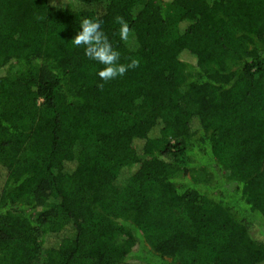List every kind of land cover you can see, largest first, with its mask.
<instances>
[{"label": "trees", "instance_id": "1", "mask_svg": "<svg viewBox=\"0 0 264 264\" xmlns=\"http://www.w3.org/2000/svg\"><path fill=\"white\" fill-rule=\"evenodd\" d=\"M0 264H264V0H0Z\"/></svg>", "mask_w": 264, "mask_h": 264}, {"label": "clouds", "instance_id": "2", "mask_svg": "<svg viewBox=\"0 0 264 264\" xmlns=\"http://www.w3.org/2000/svg\"><path fill=\"white\" fill-rule=\"evenodd\" d=\"M114 23L118 24L116 35L121 41L127 42L131 35V29L123 17L114 18ZM80 31L71 39L72 44L77 48H83L84 55L96 61L102 67L98 69L97 75L100 80L108 82L123 77L130 69L139 67L138 58H128V63L120 62V52L113 48L108 36L102 30V22L95 17H84L81 19ZM101 90L103 83L97 85Z\"/></svg>", "mask_w": 264, "mask_h": 264}]
</instances>
